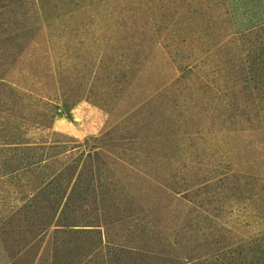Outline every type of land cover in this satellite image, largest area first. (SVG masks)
I'll use <instances>...</instances> for the list:
<instances>
[{"label":"rangeland","instance_id":"obj_1","mask_svg":"<svg viewBox=\"0 0 264 264\" xmlns=\"http://www.w3.org/2000/svg\"><path fill=\"white\" fill-rule=\"evenodd\" d=\"M168 2L204 13L195 26L206 31L186 47L178 36L190 13L158 20L156 34L121 29L130 16L144 17L138 0L72 10L44 0L47 18L35 0L0 1V32L12 22L21 34L13 44L21 51L6 59L15 57L13 65L29 82L46 83L36 90L59 105L51 129L25 125L33 140L50 141L44 151L0 148V264H251L264 256V83L244 85L247 54L233 42L210 50L216 33L235 30L245 13L264 17V0L144 4L156 12L157 3ZM8 42L0 39V49ZM136 42L142 43L135 57L140 72L122 80L124 70L116 69ZM103 47L123 82L109 92L108 106L92 96L94 62ZM177 54L193 62L179 64ZM187 67L194 73L186 76ZM55 79L65 87L72 83L65 88L70 92L83 81L87 87L77 94L85 99L64 106ZM8 105L0 101V110ZM103 143L137 168L109 156ZM78 145L101 154L83 164L65 202L58 181L35 191L46 177L58 178L62 163L34 164Z\"/></svg>","mask_w":264,"mask_h":264},{"label":"trees","instance_id":"obj_2","mask_svg":"<svg viewBox=\"0 0 264 264\" xmlns=\"http://www.w3.org/2000/svg\"><path fill=\"white\" fill-rule=\"evenodd\" d=\"M6 1V0H0ZM23 1V0H20ZM38 7L39 2V15L45 16L48 10L44 4V0H35ZM47 1V0H45ZM59 5H65L68 9L72 10L75 8L79 9H89L93 6L95 1H103V0H56ZM144 6V17L142 19H138V17L130 16L129 21L121 24V29H124L125 32L135 31V28H138V31L146 30L150 33L156 34L158 29V20L161 19H169L172 15H180V19L182 20L187 17V14L190 13V16L187 20H184L181 24V30L179 29L180 36H178V40L180 44L182 43L183 47H186V44L192 43L194 40L195 33L205 32L206 29L201 28L199 26H195V24L200 20V15L203 16L204 13H198L197 10L191 9V7H181L179 5L171 6L170 2L166 3H157L158 10L155 12L152 8H149L145 4L154 1L160 0H138ZM15 2V1H14ZM253 4V1H250ZM249 1L240 2L239 5H245L247 8L251 6ZM145 3V4H144ZM51 7L56 3L50 2ZM182 6V5H181ZM255 9L253 8V13H255ZM207 16H210L209 14ZM147 18L148 21H152L154 26L146 27L147 23L144 24L142 20ZM5 23V21H4ZM139 23V24H138ZM141 23L143 24L142 26ZM7 24V23H6ZM156 24V26H155ZM9 26V25H8ZM13 23H10L8 29H5L3 32H0V39L4 42H7L6 47H2L0 49V58H3L4 61L0 62V92L3 95H0V101L2 103L9 104V108L6 107L5 111L0 110L2 113L0 114V148L6 151H20L21 149H33L35 151H44L47 146H50V141L45 138L32 139L29 137L28 132L25 130V125L30 124L31 126L37 127V129H51L53 127V121L55 117L59 114V105H52V99L49 97L47 93H45L41 87L42 91H37V86L45 87L46 83L38 80L34 82H29L27 79L30 77H23L20 75V69H16L13 65V61L15 63V57L11 62H9L6 58L10 57L11 54H15L19 50V47L13 45L15 43L14 40L19 38L21 34L19 33L18 26L13 27ZM27 27L24 26L25 29ZM242 29V30H241ZM15 32V33H14ZM214 32L208 33L207 36L213 35ZM220 33V35H219ZM216 37L211 40L212 47L210 50L215 49H225L228 43L233 42L234 46H237L240 50V53L245 54V67L247 72L250 75L249 81H246L244 85L248 82V85L251 87V82L256 84H260V82L264 83V17L258 16L255 17L254 14L248 15L245 13L242 22L237 23L235 25V30L230 33L223 34L222 30L216 33ZM239 34V36H236ZM218 36V39H217ZM220 36V38H219ZM21 38V37H20ZM216 38V39H215ZM11 40V41H10ZM136 40H139L137 38ZM142 43H135L133 47L129 49V56L125 59V64L121 66V68L116 71L124 70V74L122 75V80L126 78L129 74L131 76H135L140 72V68L137 65V59L135 57L139 55ZM244 45V47H243ZM19 57H23V54L20 53ZM179 64L192 63L191 58L186 55H175L174 56ZM107 59V62H106ZM173 60V58H172ZM175 61V60H174ZM110 62L108 51L106 47L100 48L96 55V60L94 62V72L92 73V79L95 80L97 85L93 87V90H96V93L92 94V96H96L95 100L99 102V104L103 106H108L111 104V99L109 97V92L112 91L113 88H119L123 85V82L115 75L112 67L108 64ZM143 63V61H141ZM190 66V65H189ZM16 72L19 73V77L16 78ZM194 73V68L187 67L188 74ZM112 76H114L112 78ZM259 79V81H258ZM115 80V81H114ZM57 85L58 89L61 90L62 104L64 106H68L71 103H76L79 100L85 99V95L83 93H78L83 88H86L84 82H80L77 87H73V92L65 90V88H71L72 83L67 84L69 87H65V81L62 79L54 81ZM230 88L234 90L237 81L235 79L230 81ZM243 85V86H244ZM70 90V89H69ZM122 91V89H118L117 92ZM92 92V91H91ZM96 94V95H95ZM9 97V98H7ZM150 96L147 99H143L136 106L127 111L126 115H129L133 112L136 107H143L148 101ZM110 106V105H109ZM27 129V128H26ZM83 145L75 146L71 149L69 153L59 154L57 156L51 157L47 156L46 158L40 159L38 163L34 164L40 168H48L52 164H59L55 172H59L58 178H54L53 175L46 177L43 182L35 185V191L39 190L42 184L49 183L53 185L54 181H58L60 195H62V202H65L70 190L76 184L80 173L82 171L83 164L86 161H89L92 155H99L96 149L90 148L88 150L83 148ZM109 156L116 157L120 162H127L133 167L137 168L130 160L126 159L120 151L116 149H111L106 146L105 143L101 145ZM55 174V173H54ZM90 181H96L95 177H91ZM91 183V182H90ZM57 197H55L52 203H57ZM240 264H245V261H241ZM251 264H264V256L257 257L255 262H251Z\"/></svg>","mask_w":264,"mask_h":264}]
</instances>
